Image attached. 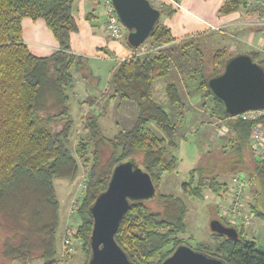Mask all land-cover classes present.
<instances>
[{
	"label": "trees",
	"instance_id": "obj_1",
	"mask_svg": "<svg viewBox=\"0 0 264 264\" xmlns=\"http://www.w3.org/2000/svg\"><path fill=\"white\" fill-rule=\"evenodd\" d=\"M76 1L0 0V264H61L62 257L71 258L68 252L60 254L57 246L60 201L54 181L76 180L80 162L86 172L85 189L77 206L78 233L73 239L84 256L83 264H88L93 229L89 208L108 188L114 167L127 160L150 174L158 193L152 201L131 203L116 241L134 264H162L178 246L186 244L182 235L187 230L188 208L182 198L162 194L159 187L164 176L177 169L171 150L178 148L177 138L187 118L177 84L165 87L167 110L154 98L155 82L171 75L175 60L187 88L201 93L203 101L212 100L211 117L228 119L208 82L223 72L233 55L227 48L214 49L206 56L198 50L193 52V41H178L159 23L146 42L151 51L123 60L112 78L114 96L136 108L133 127L108 137L100 122L104 112L95 114L97 111H90L88 104L91 114L84 120L86 135L76 138L74 149L70 98L77 77L95 81L87 60L72 52L71 35L78 32ZM247 7L245 0H225L217 14L230 16ZM160 11L165 15L173 12L167 7ZM26 19L43 20L59 50L48 57L34 56L23 41ZM161 47L162 51L152 52ZM248 55L264 68V53ZM193 56L199 57L196 64L190 61ZM150 124L161 133H154ZM227 125L231 136L223 152L209 150L191 172L183 191L200 201L206 191L222 197L228 184L220 176L244 172L255 176L258 186V200L251 212L264 219V162L255 160L250 151L252 123L228 119ZM232 227L239 232L237 240L214 233L216 243L204 247L205 253L227 264H264V250L247 239L243 228Z\"/></svg>",
	"mask_w": 264,
	"mask_h": 264
},
{
	"label": "rangeland",
	"instance_id": "obj_2",
	"mask_svg": "<svg viewBox=\"0 0 264 264\" xmlns=\"http://www.w3.org/2000/svg\"><path fill=\"white\" fill-rule=\"evenodd\" d=\"M188 2H191V0H189ZM249 7L254 8L256 11L258 10L257 8H259L255 3H252L251 5H249ZM98 9L100 11L101 16H103V13H105V6L101 4ZM165 18L166 15L163 14L159 23L164 24ZM124 29L126 30L125 27ZM216 36H219V33L217 35L208 34L205 37L202 36L201 38L194 40L192 45L193 47L190 50H192L193 52H196L197 50L201 51L206 56L214 49H230L233 43H239V41L234 40L233 38H231V36L225 34V40L222 43L220 42V44H215V40L217 38ZM142 47L144 49L143 51L141 50ZM162 49L163 47H161V49L155 48L154 50L158 52L159 50L162 51ZM149 51H151L149 43H146L140 48L133 50V52L131 53L140 52L143 53L140 56H144ZM241 53L242 50L238 44L237 50H234L229 54L233 55L234 57ZM198 60L199 57L197 56H193V58H190V61H194V64H196ZM257 61H259V59H257ZM174 62V70L172 71L171 75L166 79H161L155 82L153 94L154 98L159 103H161L165 107V109L169 110L170 106L167 103L165 87L168 83L177 84L181 92L183 101L185 103V118L187 119L185 120L177 138L179 143L178 148L171 150L172 155L176 158L178 162L177 169L173 173H168L164 176L163 181L159 187V192L165 195H173L175 197H180L184 200L188 208V212L186 217L187 230L186 233L182 235L183 240L192 249L202 252L204 251V247L214 246L216 243V237L211 231L210 225L213 220H219L222 217L221 208L228 205L229 197L226 194H223L222 197H216L215 195L206 191L204 192V200H196L187 196L184 193L183 185L186 183H190L191 172L200 164L202 157L205 156L206 153H209V150L215 151V154L223 152V146L228 142L231 134L228 133L226 135L220 132L218 133V129L220 126V123L216 125L218 118L211 117L212 100L208 99L207 101H203V97L202 95H200L201 93L196 95L195 93H193V91H190L184 82L183 74L178 68L179 66L177 62L175 60ZM110 69L111 64H109L108 66L104 65V69L102 70L103 72L102 74H100V81L98 82V84H95L96 91H98V88L101 90L105 89L109 80ZM79 78L80 77H77L74 94L80 95L81 98H83V96L90 93L91 81H86L83 79L79 80ZM92 84H94V82ZM74 94L71 95L70 104L72 107L71 113L73 119L74 121H76V124L74 125L75 134L72 139V146L75 149V147L78 145V141L76 138H79L81 136L83 137L86 135L83 130L85 124L84 120L88 116H90L91 113L81 109L82 114L80 118L77 119L78 109L77 104L75 102L76 100L79 101V99H77L78 96ZM104 102L105 99H101L100 102L96 104L93 102V100H91L90 102L88 100L87 103L90 106V111H97L94 113L99 114L103 109L102 106L104 105ZM114 102L115 101H112L105 116L100 120L105 134L110 138L117 135L120 131L130 130L135 123L136 117V113L134 110L132 111L128 109L126 111L124 107L116 106L117 103ZM92 104H95L97 110L92 107ZM99 106H101V108ZM149 128L154 133H161V131L157 128L155 124H150ZM90 145L92 148L93 144L90 143ZM74 154L79 159V156L76 155L75 150ZM81 164L83 163L80 162V172L76 180L69 181L64 179H56L54 181L55 190L60 201V222L57 230V246L60 254H63L64 252H68V254H71V258L69 259L62 257L61 264L84 263V256L81 255V252L79 251L80 247L76 245L77 243L74 241L73 237L71 238V251L68 248H65L63 245V237L65 235L66 227L74 221L75 225L71 228L73 230L78 229L79 220L77 219L76 214L75 216L70 217L69 212L71 210V207L75 208L77 211V206L79 205L80 199L82 198L83 191L85 189L84 180L86 177V172ZM249 165H253L251 156L249 157ZM218 174H220L219 171ZM238 175L250 180L253 179V183L251 182L249 190H247L244 199L246 203L245 214H251L252 219L251 224L248 227H245L244 231L247 236V239L253 241L257 249L264 250V219L256 217L251 212V206L255 205L256 201L258 200V186L256 183V177L246 175L244 172H229L227 176L221 175L220 177L223 179L220 180H224L225 182H227L229 187L231 185L232 178ZM149 205L152 208L155 207V204ZM238 228H240L239 231H241L242 228Z\"/></svg>",
	"mask_w": 264,
	"mask_h": 264
},
{
	"label": "water",
	"instance_id": "obj_3",
	"mask_svg": "<svg viewBox=\"0 0 264 264\" xmlns=\"http://www.w3.org/2000/svg\"><path fill=\"white\" fill-rule=\"evenodd\" d=\"M122 25L127 30V42L140 48L152 36L162 12L149 0H112ZM208 87L214 98L225 107L228 117L249 110L264 109V68L248 54L230 58L223 72L210 79ZM158 189L152 177L134 161L119 163L113 169L106 191L101 193L89 212L93 229L89 240L91 249L88 264H134L116 241L119 226L132 202H149ZM213 233L237 240L236 228L220 220L211 222ZM162 264H227L223 259L196 251L182 244Z\"/></svg>",
	"mask_w": 264,
	"mask_h": 264
},
{
	"label": "crops",
	"instance_id": "obj_4",
	"mask_svg": "<svg viewBox=\"0 0 264 264\" xmlns=\"http://www.w3.org/2000/svg\"><path fill=\"white\" fill-rule=\"evenodd\" d=\"M149 1L159 10L167 7L173 11L171 15L166 14L164 25L172 31L174 38L178 41H194L208 34L217 35L219 33V36H216L215 44L222 43L225 40V34L239 41V43L231 45L230 53L237 50L238 44L242 50L241 54L264 53V10L261 8H257L256 11L248 6L246 11H239L233 15L222 17L218 16L217 10L225 0ZM100 5L96 0H77L75 4L74 17L78 24V32L71 35L72 52L87 60L95 80L94 84H92L93 82L90 84L89 94L83 98L74 94L78 96L79 101L84 103L80 104L78 100L75 102L78 109L77 119L82 114L81 109H87L88 100L89 102L93 100L96 104L101 99H105L101 110V112L104 110V115L112 101L117 103L116 106L124 107L126 111L128 109L134 110L136 113L134 105L114 96L111 86L116 68L123 60L129 58L133 49L128 46L126 30L124 31V38L119 42L113 41L108 36L106 15L103 13L101 16L98 9ZM23 41L36 57H48L59 50L58 42L43 20L26 19L23 21ZM109 64H111V69L108 83L104 90L97 87L98 91H96L95 84L100 81V74L103 72L104 65L108 66ZM81 79L79 78V80ZM95 104H92V107L96 108ZM99 107L101 108V106ZM75 122L74 124H76Z\"/></svg>",
	"mask_w": 264,
	"mask_h": 264
},
{
	"label": "built area",
	"instance_id": "obj_5",
	"mask_svg": "<svg viewBox=\"0 0 264 264\" xmlns=\"http://www.w3.org/2000/svg\"><path fill=\"white\" fill-rule=\"evenodd\" d=\"M99 4L105 6V15H106V32L108 36L113 41H121L124 38V26L122 25L116 9L114 8L112 0H96ZM249 5L255 3L259 8L264 9V0H245ZM158 49V48H157ZM161 49V48H159ZM143 51V47L141 48ZM139 51V50H137ZM133 52V51H132ZM156 52V50H152ZM143 53H131L130 57L140 56ZM88 112V109H84ZM228 119L242 120L252 123L249 146L253 158L259 162H264V109L259 110H249L243 112L234 117H228ZM228 119H218L216 125L219 123L218 133L228 134ZM220 130V131H219ZM251 182L253 179H247L240 175L234 176L232 178L231 185L228 187L225 194L229 197L228 205L221 208L222 210V219L225 220L232 226H237L241 228L248 227L251 224L252 215L245 214L246 203H245V194L249 190ZM70 217L75 216L76 209L71 207ZM75 225L73 221L70 223L65 230V235L63 237V245L65 248H68L71 251V238L77 234V230H73L71 227ZM230 226V227H232ZM235 228V227H234Z\"/></svg>",
	"mask_w": 264,
	"mask_h": 264
}]
</instances>
